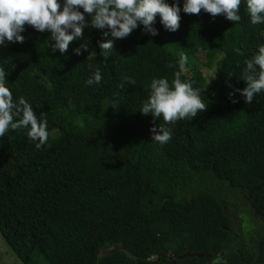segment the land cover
Instances as JSON below:
<instances>
[{"label": "trees", "instance_id": "obj_1", "mask_svg": "<svg viewBox=\"0 0 264 264\" xmlns=\"http://www.w3.org/2000/svg\"><path fill=\"white\" fill-rule=\"evenodd\" d=\"M178 3L177 31L157 15L156 36L140 25L114 39L107 61L75 54L80 40L52 52L50 32L27 24L24 43L0 45L13 99L24 97L49 132L41 149L23 128L0 137V234L23 264L35 252L45 264H219L214 253L227 264L264 262V92L246 104L235 91L246 87L244 62L264 44V24L250 22L246 0L236 23ZM105 31L83 29L97 53L98 40L113 39ZM199 51L214 66L209 85ZM180 52L191 73L182 79L208 106L165 125L172 138L161 145L150 129L163 120L139 110L153 78H174ZM89 64L99 84H86ZM111 245L120 248L101 253Z\"/></svg>", "mask_w": 264, "mask_h": 264}, {"label": "clouds", "instance_id": "obj_2", "mask_svg": "<svg viewBox=\"0 0 264 264\" xmlns=\"http://www.w3.org/2000/svg\"><path fill=\"white\" fill-rule=\"evenodd\" d=\"M240 5L241 0H184L183 11L199 15L203 10L212 17L224 15L236 23L241 20ZM246 10L253 25L264 24V0H246ZM179 13L178 0L172 4L166 0H63V4L60 0H0V45L24 43L25 37L21 33L27 24L38 32H50L48 47L52 52L59 50L65 53L71 42L80 40L79 46L73 49L75 54L86 51L88 60L99 54L107 61L113 51L114 39L127 38L140 25H143L145 33L156 36L158 30L153 25L157 15L166 30L175 32L180 26ZM85 14L90 21L86 20ZM89 23L97 29H107L103 35L113 38L97 41L99 53L89 47L83 36V29ZM178 55L179 70L174 73V78L171 81L167 77L153 78L149 95L139 110L143 115L151 114L154 122L163 120L158 129L155 123L150 129L151 140L161 145L172 138L171 129L165 125L191 120L208 106L201 98L200 90L193 88L190 80L182 79L188 57L184 52ZM4 63L0 62V137L10 129L23 128L28 139L41 149L49 139L47 120L38 118L24 97L13 99L7 86ZM244 63L240 79L246 82V87L235 91L240 93L246 104H250L257 94L264 92V44H260L251 59ZM89 68L92 75L86 84H99L102 80L100 69L93 68L91 64ZM124 80L135 86L134 79L125 77ZM120 87H124L123 82ZM233 94L229 93L230 96Z\"/></svg>", "mask_w": 264, "mask_h": 264}, {"label": "rangeland", "instance_id": "obj_3", "mask_svg": "<svg viewBox=\"0 0 264 264\" xmlns=\"http://www.w3.org/2000/svg\"><path fill=\"white\" fill-rule=\"evenodd\" d=\"M220 57V56H218ZM194 61L197 63V66L199 67L202 75L204 76L205 80H206V84L209 85L214 77V66L213 67H207L205 65L206 62V58L205 55L202 51H199L196 54V58L194 59ZM185 75L190 76V70L189 67L185 65ZM186 198L190 197V193H187L185 195ZM234 201H232L233 204H235L238 207H249V204L247 203L246 200H241L240 198H234ZM119 245H111L108 247H105L101 253H109L112 251H115L117 249H119ZM153 260H155L154 257H152ZM32 264H45L43 261L42 256L35 252L32 256L31 259ZM0 264H23L16 256L15 254L11 251V249L8 247V245L5 243L2 235L0 234ZM264 264V263H263Z\"/></svg>", "mask_w": 264, "mask_h": 264}, {"label": "flooded vegetation", "instance_id": "obj_4", "mask_svg": "<svg viewBox=\"0 0 264 264\" xmlns=\"http://www.w3.org/2000/svg\"><path fill=\"white\" fill-rule=\"evenodd\" d=\"M227 209V208H226ZM228 210V209H227ZM230 212V211H229ZM229 214H231V212L229 213ZM211 259L214 261V262H216V263H219V264H227V263H225V262H221L219 259H218V255L216 254V253H214L212 256H211ZM264 263V262H263ZM262 263V264H263Z\"/></svg>", "mask_w": 264, "mask_h": 264}]
</instances>
